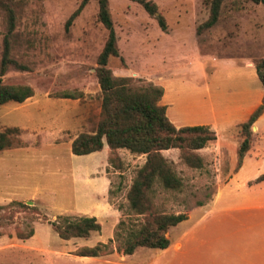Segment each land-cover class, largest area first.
I'll return each instance as SVG.
<instances>
[{"label": "rangeland", "instance_id": "rangeland-1", "mask_svg": "<svg viewBox=\"0 0 264 264\" xmlns=\"http://www.w3.org/2000/svg\"><path fill=\"white\" fill-rule=\"evenodd\" d=\"M154 1L166 30L138 2L110 0L121 57L109 67L116 77L132 78L134 87H163L159 104L177 127L216 131L217 139L196 151L201 168L190 166L180 148L162 151L183 186L166 191L157 185L155 203L188 219L170 230L167 249L118 250L111 240L128 218L127 195L147 155L112 153L107 143L89 155L72 153L73 140L93 133L101 120L97 68L108 31L98 19V3L88 0L67 28L83 0H10L17 19L13 56L32 70L11 67L0 82L29 85L35 94L0 105V132L20 130L10 134L14 144L0 151V264H264V248L255 251L264 243V211L251 209L264 204V182L248 183L264 174V113L252 127L253 151L237 168L239 122L264 96L255 67L264 55V5L226 0L218 24L198 34L211 0ZM7 31L0 4V61ZM60 216L96 217L102 230L64 240L51 225ZM108 243L111 254L78 255Z\"/></svg>", "mask_w": 264, "mask_h": 264}, {"label": "trees", "instance_id": "trees-1", "mask_svg": "<svg viewBox=\"0 0 264 264\" xmlns=\"http://www.w3.org/2000/svg\"><path fill=\"white\" fill-rule=\"evenodd\" d=\"M98 3V19L108 31L107 41L98 57L97 77L103 93L101 120L93 133H81L72 143V153L89 155L103 150L105 143L112 153L118 149H127L135 154H146V163L138 169L128 192L129 213L126 220L118 223L115 237L111 241L118 243V250L132 255L140 247L167 249L172 241L168 237L170 230L188 219L186 213H166L155 203L156 186L166 191H177L183 181L163 156L162 151L180 148L184 160L192 167L201 168L202 159L196 151L204 149L208 143L217 139L216 131L205 125L177 127L167 116V107L159 102L164 95L163 87L149 84L134 87L132 78L116 77L109 67L112 58L121 57L118 36L111 15L110 0H95ZM138 2L166 30V21L154 0H132ZM226 0H211L210 16L198 28L197 33L213 28L221 20L223 4ZM263 4L264 0H248ZM88 0H83L79 8L67 22L70 27L81 14ZM8 15V31L4 37V48L0 61V77L13 67L20 71H30L28 63L13 56L12 38L16 30L15 11L10 0H0ZM160 13V14H159ZM256 71L264 89V55L256 61ZM34 89L29 85H9L0 82V105L8 102L23 103L32 98ZM73 96H65L72 98ZM264 113L262 104L243 123L240 142L237 148V168L251 152L254 143L253 125ZM11 133H20L18 128L0 132V151L12 146ZM14 144V143H13ZM264 181V174L250 183ZM51 225L60 238H89L92 233L101 232L102 225L96 217L83 216L71 218L60 216ZM33 236V233L29 237ZM111 243L85 247L78 251L82 257H98L112 253Z\"/></svg>", "mask_w": 264, "mask_h": 264}, {"label": "crops", "instance_id": "crops-1", "mask_svg": "<svg viewBox=\"0 0 264 264\" xmlns=\"http://www.w3.org/2000/svg\"><path fill=\"white\" fill-rule=\"evenodd\" d=\"M257 103H255V105H256ZM255 105H253V106H251V107H249V109L246 111V116L244 117L245 119L247 118V117H249L251 114H252V112L255 110ZM244 119V120H245ZM244 120H242L241 122H239V123H242ZM74 141V140H73ZM106 149V148H105ZM253 151V149L251 150V152ZM250 152V153H251ZM248 154L246 157H248L249 155H251V154ZM246 159V158H245ZM245 159H244V161H245ZM243 165H244V162H243ZM242 165V166H243ZM242 168V167H241ZM240 168V169H241ZM81 169V168H80ZM239 169V170H240ZM83 170V169H82ZM82 170H80V172L78 173V175L80 176V178L81 177H83V175L84 174H82ZM258 178V177H257ZM257 178H255V179H253V180H249V185H254V184H258V183H252V184H250V182H252V181H254V180H256ZM105 179H106V183L104 184V187H103V196L105 197V199L107 200L108 199V191L110 190V181H109V179L108 178H106L105 177ZM232 179H230L229 181H228V184L230 183V181H231ZM262 182H264V181H262ZM259 183H261V182H259ZM228 184H226L225 186H227ZM219 195H220V191L218 192V195L216 196V199L217 198H219ZM251 209H257V210H259V211H264V204H262V203H260V205H256L255 207H253V208H251ZM171 246V245H170ZM261 246V245H260ZM180 246L179 245H177V249L179 248ZM261 248L263 249L264 248V243H263V247L261 246L260 247V249L259 250H255L256 252L257 251H259L260 252V250H261ZM258 258V260L260 259V256L259 257H257Z\"/></svg>", "mask_w": 264, "mask_h": 264}]
</instances>
